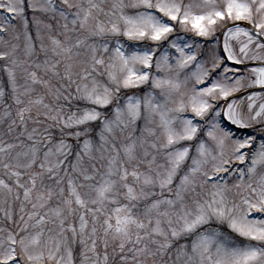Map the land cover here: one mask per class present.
<instances>
[{
	"label": "snow or ice",
	"instance_id": "6c2138e0",
	"mask_svg": "<svg viewBox=\"0 0 264 264\" xmlns=\"http://www.w3.org/2000/svg\"><path fill=\"white\" fill-rule=\"evenodd\" d=\"M0 105V264H264V0H0Z\"/></svg>",
	"mask_w": 264,
	"mask_h": 264
},
{
	"label": "rangeland",
	"instance_id": "374dc122",
	"mask_svg": "<svg viewBox=\"0 0 264 264\" xmlns=\"http://www.w3.org/2000/svg\"><path fill=\"white\" fill-rule=\"evenodd\" d=\"M2 111H3V105H0V112H2ZM4 178L7 179L6 177H4Z\"/></svg>",
	"mask_w": 264,
	"mask_h": 264
}]
</instances>
